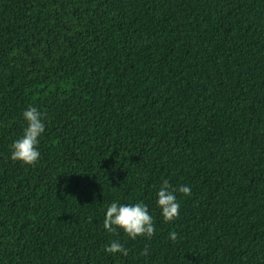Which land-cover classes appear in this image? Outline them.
<instances>
[{
    "label": "trees",
    "instance_id": "obj_1",
    "mask_svg": "<svg viewBox=\"0 0 264 264\" xmlns=\"http://www.w3.org/2000/svg\"><path fill=\"white\" fill-rule=\"evenodd\" d=\"M113 202L154 236L105 230ZM0 264H264V0H0Z\"/></svg>",
    "mask_w": 264,
    "mask_h": 264
},
{
    "label": "clouds",
    "instance_id": "obj_2",
    "mask_svg": "<svg viewBox=\"0 0 264 264\" xmlns=\"http://www.w3.org/2000/svg\"><path fill=\"white\" fill-rule=\"evenodd\" d=\"M23 117L27 122V127L23 136L11 145V159L28 166H35L41 157L38 146L40 137L46 128L45 117L36 107L32 106L24 111ZM177 193L190 196L191 188L185 185L173 187L168 180H163L157 192V204L161 209L165 223L173 222L179 218L180 203ZM103 227L109 233L118 234V229L123 230L131 240H136L138 237H146L150 240L156 231L153 217L150 215L148 207L142 202L127 206L117 202L111 203L107 208ZM169 238L175 243L178 233L173 230L169 233ZM105 250L112 254H122L125 257L129 255V250L118 241L111 243ZM148 251L145 248L141 254L147 255Z\"/></svg>",
    "mask_w": 264,
    "mask_h": 264
}]
</instances>
